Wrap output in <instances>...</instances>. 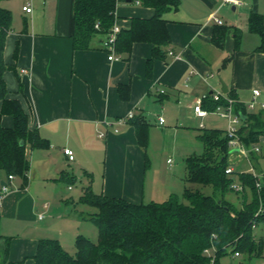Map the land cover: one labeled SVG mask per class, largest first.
I'll return each instance as SVG.
<instances>
[{
    "label": "crops",
    "instance_id": "0c3cea01",
    "mask_svg": "<svg viewBox=\"0 0 264 264\" xmlns=\"http://www.w3.org/2000/svg\"><path fill=\"white\" fill-rule=\"evenodd\" d=\"M180 1L178 10L164 15L171 45L165 60H154L150 75V43H135L130 55L118 54L119 59L114 61L102 47L104 35H98L88 50L74 49L75 0L2 2L13 14L4 53L11 67L5 73L7 97L21 102L29 116V128L38 129L50 147L28 146L29 182L24 186L16 177L10 183L12 191L0 208V264H35L41 239L54 238L62 244L63 234L54 228L57 217L64 229L73 226L74 230L76 219L87 222L80 214H70L68 205L78 206L73 198L64 195L65 217L56 215L50 198L45 199L47 193L57 192L63 174L85 180L81 195L91 186L96 194L134 204L164 202L177 189L185 190L186 166L184 171L182 162L177 165L172 157H180L186 164L199 147L203 148L198 138L201 123L205 128L223 130L229 125L215 115L199 118L194 113L198 98L221 89L220 79L227 84L228 95L238 101L237 112L264 113V50H259L262 37L248 28L250 15L264 19V0H242L244 5H232V11L223 0ZM29 3L31 13L23 9ZM116 14L117 25L126 29L131 25L130 18H151L154 10L121 1ZM219 27L227 28L223 47L213 42ZM121 86L129 87L127 99L121 96ZM255 90L260 95L251 110L248 105ZM2 108L0 101V112ZM131 112L150 125L147 147L138 143L136 129L128 120L120 122ZM1 123L12 128L14 119L4 115ZM65 149L73 151L74 160ZM250 150L249 156L232 153L230 161L233 154L237 155L251 165L241 171L253 169L257 173L259 160L254 165L255 157L250 159V155L259 153L264 161V135ZM6 178L2 176V180Z\"/></svg>",
    "mask_w": 264,
    "mask_h": 264
},
{
    "label": "trees",
    "instance_id": "16d2710c",
    "mask_svg": "<svg viewBox=\"0 0 264 264\" xmlns=\"http://www.w3.org/2000/svg\"><path fill=\"white\" fill-rule=\"evenodd\" d=\"M3 1L0 0V101L3 102L0 112V183L3 175L7 178L14 175L21 178L25 186L31 168L27 147L48 149L50 144L41 137L38 129L29 128V116L21 102L7 97L5 73L11 67L5 62L4 53L7 36L12 30L13 14L2 6ZM121 1L126 0H75V50L90 49L98 35H105L113 29L118 20L117 5ZM132 2L152 8L154 15L151 18H130V27L122 29L118 35L116 49L118 54L130 55L135 43L152 44V58L147 63L150 75L154 60H165L171 45L164 15L178 10L181 1ZM248 28L261 35L259 50H264V19L257 14L250 15ZM226 33V27L215 31L213 42L218 47H223ZM119 90L127 99L129 87L121 86ZM4 115L13 117L12 128L2 126ZM241 117L239 139L250 149L264 135V113L242 112ZM128 121L136 129L138 143L147 147L148 122L141 116ZM198 138L203 144V152L186 160L187 186L182 199L172 194L164 202L134 204L96 194L91 186L85 187L77 205L94 209L86 214L82 212L80 218L97 227V241L78 234L76 252L72 255L59 240L41 239L34 257L35 264H221V259L228 254L263 257V240L256 238L254 229L264 224V171L258 175L251 171L227 173L233 165L226 130L201 128ZM60 179L70 186L77 180L68 174L61 175ZM259 181L260 187L257 186ZM234 183L240 184L242 190L236 191L232 187ZM197 185L210 187L212 193L206 194ZM231 192L239 195L240 208L227 198ZM8 264H24V261Z\"/></svg>",
    "mask_w": 264,
    "mask_h": 264
},
{
    "label": "rangeland",
    "instance_id": "374dc122",
    "mask_svg": "<svg viewBox=\"0 0 264 264\" xmlns=\"http://www.w3.org/2000/svg\"><path fill=\"white\" fill-rule=\"evenodd\" d=\"M227 9L232 11V5L227 6ZM218 119H222V118L218 117ZM247 150H248V156H249V154H251L250 152L252 150H250L249 148ZM202 152H203V148L199 147L197 153H195V154L199 155V154H202ZM252 156L255 157V159L253 161L254 165H256V163H258V160H259V163L256 165L257 170H258L257 174H259L258 172H260L261 170L262 171L264 170V161H262L261 158L259 157L260 156L259 153H257V154L254 153V154L250 155V159H253ZM172 160L174 161V163L176 162L177 165L181 164V162H182V165H180V166L185 171L186 164L182 158L172 157ZM243 160L244 159H241L237 155H234V154L231 157L232 164L236 168V171H241V169H243V168L248 169L251 167V165H249L246 160L244 162H243ZM181 167H180V169H181ZM183 178L185 180V178H186L185 175ZM185 182L182 183V186H184ZM84 185H85V180L83 178L82 179L79 178V180H77V182L71 186V190H70L69 189L70 185H68L66 182L63 181L62 183H60L59 186L57 185V187H56V189H58L57 192L51 191L50 193H47V195L45 196L46 197L45 199L50 198V200L53 204V205H51V207H53V209H55L54 213L56 215L58 214L61 217L68 216L67 213L65 211H63L66 207V202L63 201V199L65 198L64 195H67L68 197L73 198L75 201H78V199L82 193V188L84 187ZM197 188H200L206 194L212 193V189L210 187H203V186L197 185ZM183 191H184V189H181V188L177 189L175 191L176 194H178L181 199H182ZM227 198L231 202H233L238 208H240V206H241L240 200H239L240 197L238 194L231 192L227 195ZM71 204L72 203H70V205H68L69 206L68 209L71 211L70 214H73L76 217L79 214H82L81 213L82 211L85 214L88 211H92V210L94 211V209L87 207V206H82V205H78L75 209L74 205L71 206ZM63 214H65V215H63ZM55 221H54L55 230H57V232H62V234H63V238H64L62 241L63 247L72 255H74L76 252L75 242H76L77 234L82 233V234L90 237L93 241H97L98 229L91 222H88V221L82 222V220L76 219V221L73 222L74 224L72 222H70L74 225V230H73V226H72V228L70 226V228L67 229V227H65V229H64V227L62 226L63 221L61 219H59L58 217L56 218ZM55 234H57V233H55ZM254 234L258 240H263V257H261V258H259V257L249 258L248 256H243V255H241L240 257H236L233 254H228L227 256H225L221 259V264H231V263L232 264H264V224L257 226L254 229Z\"/></svg>",
    "mask_w": 264,
    "mask_h": 264
},
{
    "label": "built area",
    "instance_id": "2783aa9c",
    "mask_svg": "<svg viewBox=\"0 0 264 264\" xmlns=\"http://www.w3.org/2000/svg\"><path fill=\"white\" fill-rule=\"evenodd\" d=\"M225 4H230L235 7H241L244 5V2L242 0H223ZM139 3V2H137ZM24 11L27 13L32 12L31 3H29L27 6H25ZM216 23L218 25H223V22L217 18H214ZM98 28V25L96 26ZM121 27L117 24L114 25L113 29L104 35V39L102 41V47L103 49L108 53V59L110 61L118 60V52L116 49V43L118 40V35L121 33ZM171 55H173L172 52H170ZM24 74H28V70H23ZM164 92V91H162ZM260 95L259 90L254 91V98L249 103L248 107L251 110H254L256 108V105L258 104L257 97ZM237 100L233 97H230L228 94H225L221 89L215 90L210 94H205L204 96L197 99L196 104L194 105V113L199 118H205L208 115H215L217 117L226 119L229 122V125L226 129V132L229 136V146L233 150L235 148H239V153H241L244 156L248 155L247 148L241 143L238 135V131L242 124V117L239 112L236 110V104ZM205 103L214 104L213 107L206 106ZM261 107L264 108V103H261ZM135 117V114L133 112L129 113V115L121 119L120 122H125L127 120L133 119ZM160 123L164 124V119L160 117ZM201 128H205L204 124L201 123ZM100 136H103L101 134ZM259 150L258 148L256 149ZM65 154L69 157L70 160H74V153L70 149H65ZM171 160H169L170 162ZM233 167L227 169V173H232ZM251 172L254 173V175H258L255 173V171L252 169ZM16 177L14 175H10L6 180L5 185L0 184V208L3 204V201L5 197L12 191L10 183L15 179ZM261 181L257 183V186L260 187ZM236 191H241L242 186L238 183H234L232 186ZM47 207V205H45ZM40 220L44 218V215H39ZM208 254H210L209 251H207ZM236 256H240L239 253L235 254Z\"/></svg>",
    "mask_w": 264,
    "mask_h": 264
},
{
    "label": "water",
    "instance_id": "95a60500",
    "mask_svg": "<svg viewBox=\"0 0 264 264\" xmlns=\"http://www.w3.org/2000/svg\"><path fill=\"white\" fill-rule=\"evenodd\" d=\"M126 2L130 3L132 2V0H126ZM234 9V8H233ZM220 83H221V90L225 93V94H228L229 93V88L227 86V84L222 80L220 79ZM23 144V143H22ZM235 152H239V148H235L232 150V153H235ZM1 185H5L6 182L4 180L1 181L0 183Z\"/></svg>",
    "mask_w": 264,
    "mask_h": 264
}]
</instances>
